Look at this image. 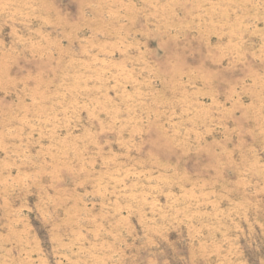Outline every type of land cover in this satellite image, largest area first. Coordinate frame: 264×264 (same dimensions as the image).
Here are the masks:
<instances>
[{"label":"rangeland","instance_id":"rangeland-1","mask_svg":"<svg viewBox=\"0 0 264 264\" xmlns=\"http://www.w3.org/2000/svg\"><path fill=\"white\" fill-rule=\"evenodd\" d=\"M0 264H264V0H0Z\"/></svg>","mask_w":264,"mask_h":264}]
</instances>
